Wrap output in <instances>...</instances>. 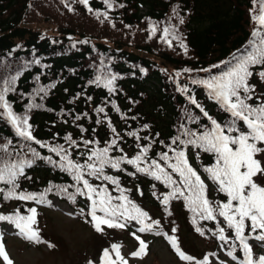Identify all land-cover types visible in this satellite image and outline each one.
<instances>
[{
	"label": "trees",
	"instance_id": "1",
	"mask_svg": "<svg viewBox=\"0 0 264 264\" xmlns=\"http://www.w3.org/2000/svg\"><path fill=\"white\" fill-rule=\"evenodd\" d=\"M89 7L92 12L79 0H0V88L4 81L15 77L12 90L5 98L15 113L28 116L35 141L46 145L41 148L35 141L22 140L11 124L0 118V146L11 141L9 152L33 160L27 145L44 158H36L31 167L25 168V175L17 180L20 186L17 191L46 193L45 202L39 204L4 200L0 194V214L12 215L19 209L21 214L29 215L28 209L36 208L33 227L42 242L26 239L7 221H0V229L12 226L20 238L16 239L29 247L47 246L48 253L56 255L65 252L61 239L48 229V213L54 207L52 200L58 199L80 214L77 222L92 233L77 248L76 264H101L104 249L109 250L114 244L128 245L131 251L137 252L140 244L136 237L139 236L128 226L120 229L101 225L103 230L97 232L89 215L90 201L78 194L75 202L68 198L77 187H83L82 183L76 184L72 174L61 170L60 157L49 152L48 147L63 146L71 153L70 158L79 163H87L92 150L104 148L113 140L116 145L109 152L112 158L131 159L139 154L140 148L148 147L147 160L141 167L156 159L179 181L159 157L165 152L173 155L168 149L176 147L172 140L184 129L211 126L192 104V98L218 122L224 123L230 118L209 98L207 89L192 81L207 79L225 70L226 62L233 61L235 54L245 50L256 28L251 18L252 0H113L111 9L102 0H89ZM96 12H106L107 19L103 15L98 19ZM165 28L169 29L167 40L171 44L163 39ZM250 70L253 76L249 83L255 86V93L248 103L255 104L257 99L264 101V81L258 75L264 71V65ZM111 76L116 79L111 86L113 90L109 91L104 81ZM41 88L45 91L38 92ZM29 105L34 106L29 110ZM99 108L104 112H98ZM192 117L196 123L191 121ZM85 141L92 143L85 145ZM184 151L206 184L207 198L226 202L225 194L217 190L218 186L204 171L214 164L215 157L191 146ZM48 157L54 163H49ZM120 168L117 171L106 167L105 174L118 179L128 199L149 214L151 219L146 223L160 222L159 227L140 235L139 239L146 245L157 229L160 236L174 237L185 254L200 261L205 256L208 261L214 256L222 257L221 243L226 248V261L236 264L227 255L234 240L233 231L227 229L222 217L202 219L189 210L183 198L170 199L165 206L162 200L171 189L161 180L137 172L127 163H122ZM85 178L94 186L102 183L113 196L120 194L107 181ZM262 180L264 177L257 178V182L264 184ZM49 188L51 191H47ZM217 222L225 227L229 244L214 235ZM130 223L140 227L135 221L127 222ZM3 243L5 247L8 245L7 240ZM249 243L254 257L264 255L260 246L264 243L254 239ZM234 254L243 259L238 242ZM125 259L128 264H138L133 259ZM155 264L160 263L155 261Z\"/></svg>",
	"mask_w": 264,
	"mask_h": 264
},
{
	"label": "snow or ice",
	"instance_id": "2",
	"mask_svg": "<svg viewBox=\"0 0 264 264\" xmlns=\"http://www.w3.org/2000/svg\"><path fill=\"white\" fill-rule=\"evenodd\" d=\"M79 2L89 12L93 11L89 7V0H79ZM102 2L108 9L113 7V0H102ZM252 4L251 18L256 24V28L252 31L245 50L235 54L233 61L226 62L225 70L218 75L192 81V83L200 84L207 89L209 98L214 100L230 118L224 123L218 122L205 111L195 98H192V104L199 108L204 117L210 121L211 126H202L199 130L184 129L180 136L172 140V144L176 147H169L168 149L173 155L169 156L165 152L159 157L163 164L171 170V173L179 177V181L173 179L172 175L165 171V167H162L156 159L151 160L146 167H141V164L147 160L148 147L140 148L139 154L131 159L126 156L112 158L109 156V152L116 145V141L113 140L104 148L92 150L91 154L87 156V163L72 160L70 158L71 153L63 146L48 147L49 152L60 157L59 167L61 170L72 174L76 184L82 183L83 187H77L75 193L69 195L68 198L75 202L78 194L85 196L90 201L89 215L97 232L103 230L101 225H106L108 228L124 229L127 227L128 221H135L136 224H139L138 231L141 233L159 227L160 222L158 220L146 223L147 220L151 219L149 214L128 199L124 194L125 190L120 188L118 179L105 174L106 167L120 171L122 170L121 164L127 163L133 165L137 172L146 173L156 180H161L166 187L171 189L170 193L165 195L162 200L165 206L170 199L183 198L189 210L202 219L217 220V217H222L227 229L233 231L234 240L230 250L227 251V255L232 257L236 264H264V255L254 257L252 245L249 243L252 239L264 243V184L257 182L258 177H264V166L256 158L259 154L264 153V101L257 99L255 104L248 103V101L253 100L255 93V86L249 83V79L253 76L250 69L257 65H264V0H252ZM120 6L122 7V5ZM102 15L107 19L106 12H96L98 19ZM180 22L183 23V20L181 19ZM168 36L169 29L165 28L163 39L171 44V41L167 40ZM181 47H185L186 50V46L183 44ZM214 67H220V65ZM204 71L210 72L211 69H204ZM258 75L264 81V71H260ZM115 79V76H111L104 81L109 91L113 90L111 86ZM14 81L15 77L11 81L6 80L4 86L0 88V109L3 110L0 113V118L10 123L15 129L16 135L22 140L26 142L35 141L28 116L15 113L12 105L5 98L6 94L12 90ZM100 82L98 78L97 83ZM44 91L43 88L38 89V92ZM33 106L29 105V110ZM97 111L104 112V109L99 108ZM190 119L196 123L195 117ZM67 139L71 141V137ZM35 143L40 144L41 148L46 147L39 141H35ZM72 143L75 144L74 141ZM84 143L88 145L92 142L85 141ZM10 144L11 141L0 146V185H2L0 186V194L4 200L16 199L25 202L34 201L38 204L44 203L46 193L17 191L20 187L17 180L25 175V168L31 167L36 158H44L40 157L34 148L25 145L34 158L33 160H26L18 153L14 155L9 152ZM189 146L215 157L214 164L205 167L204 171L208 174V178L218 186L217 190L225 194L226 202H213L207 198L206 184L190 165L184 151ZM46 159L49 163H54L51 157ZM85 176L109 182L115 186L116 191L120 194L118 196L111 195L108 188L102 183L94 186ZM47 191H51V188ZM60 191L67 192V189H60ZM28 212L29 215H23L17 209L12 215L0 214V221H7L14 225L26 239L40 243L42 241L39 232L33 227L36 224V208H30ZM168 214L171 215L170 212ZM193 222L195 223V220ZM246 230H248L247 235H245ZM196 231L203 235L200 228H197ZM214 235H217V238L224 244L230 243L229 237L225 235V227H221L219 222H217ZM136 238L139 240L140 248L132 255L140 256L144 253L147 245L139 237ZM169 242L181 260L191 262V264H209L207 256L204 257L203 261H200L185 254L174 237H170ZM237 242L242 251L243 259H239L234 254ZM49 247H53V245L49 244ZM120 247L121 245H112V252L116 255L115 259H112L108 249H104L101 264H128L127 260L120 255ZM0 258L3 259L4 264H13L2 238H0Z\"/></svg>",
	"mask_w": 264,
	"mask_h": 264
},
{
	"label": "rangeland",
	"instance_id": "3",
	"mask_svg": "<svg viewBox=\"0 0 264 264\" xmlns=\"http://www.w3.org/2000/svg\"><path fill=\"white\" fill-rule=\"evenodd\" d=\"M264 164V153L259 154L257 157ZM264 182V180H262ZM54 207L52 212H49L48 229L50 232L55 233L64 246L62 250L65 252L58 255L48 253V247L43 246L41 249L22 244L17 236V233L11 226H6L1 230L0 237L7 239L8 246L5 248L9 258L13 264H76L75 260L77 255V248L82 247V243L86 239L91 238V232L81 223L77 222L80 219V214L74 212L66 203L60 202L57 199L53 200ZM133 231H138V227L134 224H127ZM17 238V239H16ZM150 243L149 257L145 259H134L133 251L125 244L121 245L119 252L121 256L133 259L138 264H155L158 261L160 264H191L188 261H183L175 252L172 244L169 242V237H162L158 234L157 229L148 238ZM264 250V245H261ZM67 250V251H66ZM221 251L225 253V249L221 247ZM109 252L112 259L116 258L114 252H112V246L109 248ZM148 254V251H144ZM222 257H211L209 264H230ZM0 264H4L2 258H0Z\"/></svg>",
	"mask_w": 264,
	"mask_h": 264
}]
</instances>
